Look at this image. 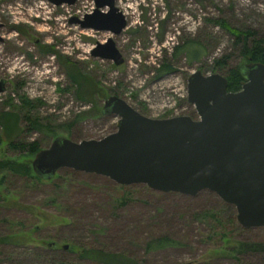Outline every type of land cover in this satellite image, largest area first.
<instances>
[{
    "label": "rangeland",
    "instance_id": "374dc122",
    "mask_svg": "<svg viewBox=\"0 0 264 264\" xmlns=\"http://www.w3.org/2000/svg\"><path fill=\"white\" fill-rule=\"evenodd\" d=\"M116 5L128 22L119 35L82 29L70 22L73 16L92 11L94 0L60 6L47 0H0V22L4 24L0 30L4 38L0 41V79L6 82L0 109L10 96L20 103L19 96L25 95L36 101L34 111L51 127L50 131L24 134L27 122L22 119L20 131L7 135L0 125V160L12 154L8 143L20 137L47 147L54 135L79 141L114 132L117 117L102 113L112 88L117 91L112 95L126 99L147 116L196 118L195 107L186 97L189 76L197 70L216 73L215 59L227 54L231 55L230 66L247 63L230 31L218 21H225L231 29H254L264 37V0H116ZM109 37L115 39L125 59L120 66L90 54L98 41ZM191 39L199 45L197 58L175 53L176 45ZM60 56L80 62L101 95L91 96L90 101L78 98ZM163 66L170 69L160 71ZM81 173L58 172L56 182L62 184L61 189L50 180L31 186L17 176L10 177L7 189L0 186V236L16 230L27 235L23 244L0 242V264H93L76 252L91 245L125 250L143 264H264L263 252L241 253L240 262L229 252L237 241L264 242V226L243 227L222 238L201 219V213L220 204L217 198H221L213 191L187 195L145 185L148 188L133 189L124 205L106 204L115 190L108 189L103 180ZM61 177L67 179L61 183ZM53 199L57 202H50ZM27 207H33L34 213ZM46 216L53 221L47 222ZM34 225L39 226L40 239ZM164 236L177 244L146 247Z\"/></svg>",
    "mask_w": 264,
    "mask_h": 264
},
{
    "label": "water",
    "instance_id": "95a60500",
    "mask_svg": "<svg viewBox=\"0 0 264 264\" xmlns=\"http://www.w3.org/2000/svg\"><path fill=\"white\" fill-rule=\"evenodd\" d=\"M47 1L56 6L77 2ZM94 2L92 12L73 16L70 22L82 29L121 34L128 22L116 0ZM3 26L0 22V30ZM0 41H4L1 33ZM91 54L116 66L125 61L113 37L97 42ZM239 71L244 80L235 92L228 90V80L221 73L206 75L197 70L189 76L187 99L195 107L196 118L150 117L126 99L111 95L102 112L117 117L114 132L79 141L58 135L36 153L33 170L43 180H52L68 168L162 192L196 195L210 190L235 206L242 227H262L264 63L247 62ZM5 90L6 82L0 79V94Z\"/></svg>",
    "mask_w": 264,
    "mask_h": 264
},
{
    "label": "trees",
    "instance_id": "16d2710c",
    "mask_svg": "<svg viewBox=\"0 0 264 264\" xmlns=\"http://www.w3.org/2000/svg\"><path fill=\"white\" fill-rule=\"evenodd\" d=\"M218 23H222V25L230 31V34L232 35V37H234V44L238 47L240 51V56L245 59V61H256L264 63L263 36H259L257 31L254 29H231L229 28L228 24L225 23V21H218ZM17 29L19 31H22L19 26ZM197 45L198 44L192 39L185 40L183 44H178L175 46V53L186 52L190 56V60H193L194 58H197L200 54V50H198L199 45ZM58 59L62 62L63 66L65 67L64 70L69 78L70 84L76 87V94L78 98L83 101H90L91 96L101 95V93L98 92V89L96 88V84H94V82H92V80L87 77L88 75L84 72L85 70L83 69L82 64L80 62L72 59V57L70 56H60V58L58 57ZM230 60V54L223 55L220 58L215 59L213 69L214 71L221 73L227 78L228 90L235 92L242 88V81L244 79L239 71V66H230ZM167 67L168 68L165 69L163 66L160 71L170 69L169 66ZM84 68L86 69V67ZM105 93L107 92L105 91L104 94ZM112 94H117V91L113 88L110 89L109 95ZM103 96L105 97L106 94ZM19 97L21 102L17 103L12 98V96H10L8 101H6V106L0 109V125L3 127L6 134L12 135V133L16 130L19 132L22 124V119L23 121L25 120L27 122L24 127V134L27 132L32 133L33 131L36 132L40 130L50 131L51 127L43 124L38 114L34 111L37 110L36 101L28 98L25 95H20ZM193 112L195 113V111ZM192 113H190V115H192ZM194 117H196V113ZM56 136L58 135H54V138ZM1 141L2 139L0 137V143ZM8 145L12 154L0 160V186H5L7 189V182L9 181L11 176L24 178L26 182L31 186L32 184L35 186L41 185L45 181H49L40 178L38 175L35 174L33 170V158L35 157L38 151L45 148L39 143V141H26L24 137H20L17 140H11ZM59 172H74V170L63 168ZM81 174L99 179L98 181L103 180L104 182H106L108 189L115 190V195H109L110 199L104 202L106 204L116 203L117 205H124L131 198L133 189H138V187L148 188L145 185H120L111 180L110 178L94 173L88 174L83 172ZM59 175L57 173L56 176L59 177ZM56 176L50 181L53 182L55 187L61 189L62 184L56 182ZM58 179L61 180L62 183V179H67V177H61ZM217 199L220 201V206L218 205L207 212H198L196 216L199 217L201 213V219L207 222V225L210 227L212 233L220 232V237L222 238L228 237L227 235L231 237V235L233 236V233L237 232L238 230H242L243 227L238 224L236 220V210L234 206L224 201H221V199L219 198ZM50 202L56 203L57 200L53 199ZM27 208H30V210H32V214L34 213L33 207ZM45 219L47 222L53 221V218L50 219L48 218V216H46ZM19 223L20 225H22V222ZM32 229L36 233V238L40 239L37 236L39 226L34 225ZM32 229H30V231H32ZM25 236L27 237L24 232H22L21 230H16V232L12 234L0 236V242L13 243L15 245H19L23 244V242H27V238ZM53 244L54 243H51L50 245ZM175 244H177V241L175 239H172L169 236H164L155 239L146 247L148 249H161ZM70 249L76 250L73 246L70 247ZM246 251H260L264 253V242L253 243L252 245H250V243L237 241L234 243V246L229 250V252L233 254L236 260L239 262L241 260L240 254ZM76 252L82 258L90 259L93 264H143L136 256H133L131 253L125 250H112V248L105 245H91L85 247L82 246L81 249L78 248ZM53 264L73 263L70 261H61ZM241 264L244 263L241 262Z\"/></svg>",
    "mask_w": 264,
    "mask_h": 264
},
{
    "label": "built area",
    "instance_id": "2783aa9c",
    "mask_svg": "<svg viewBox=\"0 0 264 264\" xmlns=\"http://www.w3.org/2000/svg\"><path fill=\"white\" fill-rule=\"evenodd\" d=\"M93 10H94V8H93ZM93 10H92V11H93ZM92 11H90V12H92ZM90 12H88V13H90ZM92 49H93V48H92ZM92 49H91V50H92ZM90 54H91V51H90ZM180 96H181V95H180ZM186 97H188V91H187Z\"/></svg>",
    "mask_w": 264,
    "mask_h": 264
},
{
    "label": "flooded vegetation",
    "instance_id": "af4514ba",
    "mask_svg": "<svg viewBox=\"0 0 264 264\" xmlns=\"http://www.w3.org/2000/svg\"><path fill=\"white\" fill-rule=\"evenodd\" d=\"M79 17V16H78ZM3 28V27H2ZM3 37V36H2Z\"/></svg>",
    "mask_w": 264,
    "mask_h": 264
}]
</instances>
